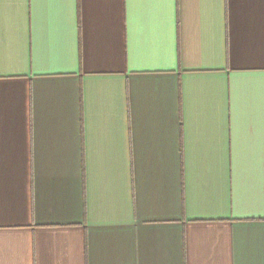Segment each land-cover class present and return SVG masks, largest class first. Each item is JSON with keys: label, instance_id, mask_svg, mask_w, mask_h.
<instances>
[{"label": "crops", "instance_id": "1", "mask_svg": "<svg viewBox=\"0 0 264 264\" xmlns=\"http://www.w3.org/2000/svg\"><path fill=\"white\" fill-rule=\"evenodd\" d=\"M0 264H264V0H0Z\"/></svg>", "mask_w": 264, "mask_h": 264}]
</instances>
